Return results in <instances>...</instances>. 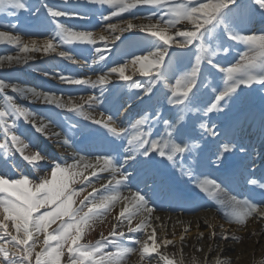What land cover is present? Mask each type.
<instances>
[{
  "label": "snow or ice",
  "instance_id": "obj_1",
  "mask_svg": "<svg viewBox=\"0 0 264 264\" xmlns=\"http://www.w3.org/2000/svg\"><path fill=\"white\" fill-rule=\"evenodd\" d=\"M65 2H67V0H65ZM79 2L85 6V10L81 12H69L67 9L54 8L50 6L46 0H41L40 7L47 9L48 14L52 18L51 23L55 24L56 29L54 34H52L49 39L43 42L42 48L38 46L37 41L35 40H30L29 42L24 43L19 35H11L9 31H0V44L14 45L19 50L16 55H5L0 57V67H3L5 62H7L8 65L27 63L29 59L34 58L29 55L30 53L41 51L47 53L50 50L54 51L55 48L59 47L58 44L53 43V41H55L57 38H59L60 44L81 43L95 45L97 41L93 38L92 31L73 30L71 27H65L62 22L57 20L59 17L71 18L73 16L84 19L89 15V11L95 5H109L113 9L118 8L119 12L113 11V15H119L120 12L136 8L138 5L167 9V12L170 15L175 16L176 19L167 20L166 27H171L175 23H179L182 20H188L194 24V30L192 31L176 32V36L181 38L179 45L183 47L193 44L197 40H199L201 45H203L204 32L200 30L205 28L206 25H212L214 28L215 25L213 24V21L217 19L215 14L219 13L221 9L228 8L230 3H236V0H214V2L211 3H201L198 7H185L183 5L179 7H170L169 0H79ZM255 3L259 4L261 8H264V0H255ZM40 7L33 9L28 0H0V10H12L8 12L9 16H16V10H23L30 15L33 13L37 14V18L35 20L23 25L25 29H33L43 26V22L38 16ZM200 14H202L203 17L202 20L200 19ZM102 18L105 21L111 19V17L107 15H103ZM136 18L140 19L141 17L137 16ZM161 20H163V17H161ZM217 22L223 23V20L219 19ZM126 23L127 27L120 29L121 32L131 31L133 29L139 32H147L152 37H158L159 40L163 41L164 44H169L171 40L174 39V37L167 35L164 30H161L159 23L150 22L147 24H134L131 20H128ZM9 28L16 29L18 31L20 30L16 23H11ZM108 28L115 31L117 25L109 24ZM226 30H228L227 26ZM228 31L229 39L247 44L249 46V50L243 54V63L237 64L235 67L220 69L221 72L227 73V80L231 83L229 84V87L219 96V100H223L224 97L229 96L230 93H235L236 89L240 88L241 85L250 86L253 82H258L264 85V76L258 77L256 75H251L253 70L264 68V35L243 36L232 33L230 30ZM101 39L107 40L108 38L101 37ZM111 39L113 41L119 40L120 36L114 35L111 37ZM94 51L96 54H98V57L93 59L92 63L99 64L100 62L106 60V57L103 53L105 51H110V49H108L107 45L105 44L103 48L97 47L94 49ZM167 54V49L155 53L153 54L155 57L154 61H149V63H154L156 66H159L164 62V58ZM59 55L72 61L73 63H77V61L68 51H61ZM137 61H148V57H137ZM208 62L212 64L211 56L209 57ZM196 63L197 65L200 64L199 57H197ZM215 66L216 65L213 64V67ZM111 71L118 72L123 80L127 81L130 79V77L124 75L123 68L113 67ZM142 74L148 76L150 73L146 70H142ZM44 75L47 76L48 73H44ZM194 75L195 72H193V76ZM58 78L61 82L70 85H84L87 83H92L91 81L70 78L62 74H60ZM159 79L160 77L158 76L156 81H150V86L146 88L145 91L151 92L152 87L155 86V83L159 82ZM107 82V77L102 75L97 81L93 83V86L96 84L102 85ZM194 86L195 80H191L186 91L179 93V90H177L180 98L174 101V103L184 105L185 108L190 107L192 109H197L202 114L210 112L212 109H216V104H212L211 108L206 107V102L204 101L200 88H196V91L192 92V87ZM132 87L139 89L141 88V84L134 83ZM7 89H11L13 93H18L25 99L42 101L45 104L54 105L55 107L61 109L67 108L69 111L78 112L81 115L84 114L85 104H87L89 107H92L94 101L100 102L95 96H88L86 98L84 96H80L79 99L81 103L74 104L71 101V97L67 102H65L62 96H59L55 93L37 91L35 88L21 87L19 84L0 80V93L4 94L3 98L6 101L7 106L11 109L10 112L6 110H0V123L4 124L5 135L12 131V129L9 128L6 123V117L15 115L17 118L23 117L25 120L34 119L33 113L29 112L23 107L18 106L15 103L13 97L6 94ZM189 92H192L190 98L188 95ZM149 99H151V97H149ZM229 99L231 100L232 98L229 97ZM148 111L149 109H145L144 113H147ZM161 111L162 110L160 108L155 110L154 114L157 116V121L164 125L169 137V141H174L171 143L170 151L167 154L164 148L158 147L159 142H155L147 138H141L134 147H130L127 150L131 163L124 161V163H128V166L123 169L119 167L121 164V158L119 155L101 148L95 163L84 162V157H79L78 163H74L72 165L66 164L63 168L60 164L55 165L56 170L52 172L51 182L45 178L42 183L37 185L34 191L26 187V185L29 183L28 180H14L12 183H9L8 179L0 178V193L8 194L4 198H0V218H2L3 221L0 222V233L11 237L9 244L0 242V264H5V262L6 264H32L33 251L36 247V244H30L29 241L33 240L35 234L46 233L48 226L55 220L72 215L71 205L73 201L71 199V194L65 196L64 193L68 188L70 171L72 176L83 174V171H73L78 169L81 163L83 164V170H87L89 168L92 169L91 176H97V169H99L100 172H110L111 178L108 179L105 188L110 193L115 194L103 195L101 198H97L94 195L96 191L94 184L88 180V177H84L86 186L83 190L86 191L87 188L93 189V191L89 192L88 196H85L84 198L85 200H88V203L91 206L88 207V211L84 214V218L79 223H69L63 226L62 230L57 232L56 235L49 234L47 236L44 244L49 245V241H57L58 247L53 248L52 253H48L47 249H45V251L42 253H36L35 264H59L61 247L64 244H68L69 242H71V245L75 246L68 248L69 264H86V262L95 255V252H99L101 248L99 245H97L95 251H92L77 244L78 240L80 239L79 233L81 232L82 226L92 218L90 214L104 216L111 211L112 207L116 203H122L124 205L120 210L117 220L120 223H123L124 221L127 222L128 232L144 231L146 228L151 227L150 219L155 211V207L150 206L149 200L146 199L144 195H141L139 190L136 192H129L128 195L122 196L119 194L118 189L121 185H123V187H128V185L124 184L123 182L130 181L132 177V172L129 171L130 167L135 166L144 174L151 172V170L147 167L153 157V155L150 154V150L152 153L158 151L161 157L166 156V159L168 161H173V163H175L174 157L176 154H183L186 151L189 152V155L192 154L190 149L181 146L186 145L190 140L191 129L186 123H182L184 117L178 115L179 110H172V115L168 117L161 115ZM142 115L143 118L136 120V124H144L147 121L148 116L145 114ZM85 119H90V117L85 116ZM109 120H111V117H109ZM92 123L101 124L103 122L102 120L92 119ZM201 126L203 127V125ZM104 127L107 128L108 125L104 124ZM44 128L45 126L41 125L40 127L36 128V131L43 132ZM109 131L115 134L116 128H110ZM11 142L14 144H22V142L19 140V137L15 134L11 136ZM96 143L97 142H94L93 144L95 145ZM128 143L129 145H132L133 140H128ZM230 143V141L222 142V147L216 152L217 160L222 161L223 156L221 153H227L230 151ZM7 147V144L0 143V149ZM27 147L28 145L24 144L19 149L22 154ZM165 147H168V142H165ZM145 157L147 158L145 159ZM24 158L31 162L32 160H39L42 157L37 153L33 156L25 155ZM2 175L3 174H0V176ZM117 175H119V179H117ZM200 175H204V173H200ZM206 183H213L215 187L220 190V185L215 184L214 181H206ZM252 183L255 184L256 181L253 180ZM109 185L112 187L109 188ZM206 190L207 189H205V191ZM13 196L15 199L10 198ZM89 196L92 197L91 200H89ZM220 202L222 204L236 203L227 199H222ZM45 205H54L55 208L54 210L42 213L38 216H33V212L38 211ZM249 211L259 212V214L264 215V208L257 209L253 206ZM138 214H143L144 220L137 227H132V220ZM234 215H236L239 219L241 214L234 212ZM72 218L75 219V215H72ZM121 218L123 219L121 220ZM155 219H159V217H155ZM7 221H11L13 223L15 234L8 230ZM112 235L124 237L125 233L123 231L117 233L114 227L112 230ZM212 236H215L214 232L212 233ZM2 238L3 237L0 236V240H2ZM102 239L104 238L102 237ZM183 239L184 237L182 236L181 240L183 241ZM222 239L227 240L228 237L223 236ZM148 240H151L152 244H149L147 242ZM135 243L140 245L139 249L128 247L126 251L129 253L139 251L142 258L146 253L156 252L158 249L156 247L155 229H153L151 233L147 234V239L145 241L136 240ZM162 243L167 246L172 245L173 241L171 239H164ZM74 257H78L79 259H74ZM163 259L167 262V264H172V261L168 260L166 256L163 257ZM92 264H99V262L92 261ZM216 264H221V262L217 260Z\"/></svg>",
  "mask_w": 264,
  "mask_h": 264
},
{
  "label": "bare ground",
  "instance_id": "obj_2",
  "mask_svg": "<svg viewBox=\"0 0 264 264\" xmlns=\"http://www.w3.org/2000/svg\"><path fill=\"white\" fill-rule=\"evenodd\" d=\"M128 20H131L134 24H147L150 22L157 23L155 21H144L141 18L127 19L124 20L122 23L115 24L117 25V28L115 31H113L108 28L109 24L102 25V23L100 22L97 28H95L93 32L94 38L97 41L96 42L97 45L95 48L97 47L103 48L105 44L107 45L110 51H105L103 53L106 57V60L100 62L99 64H93L92 63L93 59L98 57V54H96L94 50L93 53L91 54H89V50L88 52L87 50L85 51V54L87 55V59L76 56L79 54V51L77 50H70V51L68 50V52L73 56V58L77 61V63H73L72 61L69 60L67 63H65L66 67L63 65H59V68H61L62 66L61 68L63 73V74L61 73L62 75L84 81H91L92 83L78 85L76 87H72L73 85L70 84H65L64 87H56V86H52V84L50 83H47L46 86L49 89H52L56 92H60L63 94L72 93L73 97H71V101L74 104L81 103L79 99L80 96H84L85 98L88 96L96 97L95 92L100 94L99 95L101 96L100 98L107 96L108 101L106 102V104L109 107H111L114 103H118L119 100L121 101L122 98L123 104L126 105L123 106L125 109L122 110V113L120 112V117L122 119H124V116L126 118H130L131 117L130 115H124L127 111H129V113L132 115L135 114L138 115L135 117L134 120H131L133 122L132 138L133 140H135V138L137 139V137H139L140 135L138 131L139 125L136 124V120L143 118V115L142 116L139 115L140 113L145 115H150L155 110L154 108L157 106L161 109H165L166 111L164 117H168L172 115V110H174V108L167 106L166 103H163L161 105L155 104L156 101L163 100V98H165V95L163 96L164 93L161 91V87L159 90V86L157 83H155V86L152 87V93H150L151 95L150 94L147 95L146 93L144 96L139 95L141 92H137L134 89V87H132V85L134 84L135 75L138 74L139 77H146L145 75L142 74V70L148 71L150 73L149 75H151L153 74L152 72L158 71L159 69L158 71L160 72L159 77H162L167 82H169L175 70H177L180 65H184L189 60L188 51L191 49L190 46L193 45V44L186 45L185 49L182 47L178 48L176 46H173V43L179 45V41L181 39L180 37L176 36V32L192 31L194 30V28L189 26H184L173 30H167L166 28L160 26L161 30H164L167 35L174 37V39L171 40L169 44H164L163 41H160L158 37H152L147 32H139L135 29L131 31L121 32L120 29H124L127 27L126 22ZM52 34L53 33L47 35V37H42V38H25V37H21L20 35L19 36L21 37L24 43H27L30 40H35L37 41L38 46L42 48L43 42L49 39V37ZM114 35L120 36V39L113 41L111 37ZM101 37H107L108 39L103 40L101 39ZM146 42H151V43H146ZM53 43L58 44L56 40L53 41ZM159 43H162L164 44V46H166L163 48L168 49L167 50L168 54L165 56L164 62L159 66H156L154 63H149V61H154L155 59V58L153 59V57L151 56L149 49L152 47V45L157 46ZM147 47L150 48L146 49ZM117 49H120L121 51L128 50L130 51L129 54L131 55L134 52L138 54L142 53L140 55L143 57H148V61H137V57H135L131 59L128 64L122 65L120 63V60L118 59L115 60V58L114 59L111 58L114 55L118 56L119 51L117 52ZM143 49L146 50L144 51ZM178 49H180V51ZM61 51L64 50H60V47H57L55 48L54 51L50 50L47 53L41 51V52L30 53L29 55H31L32 57H40L41 55L44 54L52 55L43 62V64L46 63L49 64V67H47V69L41 65L43 69L48 70L49 68H53L51 66L52 64L54 63L58 64L60 61L65 60L64 57L59 55ZM16 53L13 55H16ZM178 53H180V55ZM118 57H122V55ZM176 60L177 62H175ZM110 61L112 62V66H109L110 68H108L106 65L107 62ZM24 64L26 63L19 65L16 64L8 65L7 62H5L3 67H18V66L23 67L25 66ZM113 67L123 68L124 75L130 77V79L127 81L123 80L118 72L111 71ZM77 74L79 76L75 77ZM56 75H60V74H56ZM102 75L107 77L108 82L102 85L96 84L93 87V90H91L90 93L86 94L84 89L93 86V83L97 81L98 78ZM147 81L148 79L146 80V82ZM40 86L44 87L43 85ZM165 86H167V84H165ZM118 94H121L120 99L119 96H117ZM149 97H151V99H149ZM69 98L70 97H66V99L63 100L67 102ZM259 100H261V102L264 101V99L262 98ZM259 100L253 101L251 107L244 110L242 113L236 112V110H232L231 114L234 115L231 117H227L226 121L222 124V132H225V134L228 135L233 142L230 143L229 145L230 150L235 149V146L238 143V141L243 142V140H247L248 137L252 139L254 134L250 135L251 130H255L254 132L264 133V117L262 115L263 114L262 111H264V107L260 109L263 102L260 103ZM48 109H50V107ZM51 109L55 114H53L52 116L48 115V118L52 119L56 123H59L61 127L65 128L67 133H69V130L72 128L70 122L66 121V119L67 118L70 119V117L74 114L84 119L85 116L90 117V119H86V120L92 121V119H97V120H102V122H104L109 126L111 125L110 124L111 122L106 118L107 116L104 115L101 111V109H103L102 102L100 103L94 101L92 107H89L87 104H85L83 115H81L78 112L69 111L67 108L61 109L54 106V108ZM145 109H149V111L147 113H144ZM175 110H179L178 111L179 116L184 115L185 110L182 105L180 108H176ZM40 111L43 113H49L47 112L46 108L45 109L43 108ZM65 116L67 117L65 118ZM147 120L152 121L150 124H152L155 128H158L157 119L151 120L148 116ZM189 121H192V118H187L186 115L184 116V120L182 121V123L188 124ZM41 125L45 126V128L43 132H38L39 133L38 137L34 135L33 136L30 135L31 137L27 138L29 137V135H24L23 136L24 141L20 140L22 144L13 143L12 144L13 149L11 148L6 155L0 154V171H3L4 173H11L12 170H14V172H16L17 174L27 173L28 175L36 177L41 174V171L39 169L42 167H38V166H44L49 164L50 162H53L52 159L55 160L57 158V152L59 154L58 158L64 161L65 165L66 164L72 165L74 163H78V158L83 157L84 155L87 154V153L76 154L75 149L72 146H70V149L74 153V156L72 158H69L68 153L63 149L66 143L69 144L66 134L62 130H61L62 132L60 130L56 131L55 127L52 128L51 125L48 124L40 123L37 125V127H40ZM14 126L15 127L12 128L14 130L19 131V129H17L19 125H17L16 121H14ZM56 127L58 126L56 125ZM246 128L251 130L248 131ZM162 130L164 133L167 134L164 126ZM53 132H55V134L57 133L59 136L61 135V139L58 140L59 142L54 143V140L49 138V135H52ZM218 133H219V129L216 130L215 134L217 135ZM24 144L28 145V147L24 150L22 154L19 149ZM263 145H264V139L261 143V146ZM208 146H210L208 142H205L203 144V148H207ZM216 146L217 145H213L212 149L216 150ZM219 147L221 148L222 145L219 144ZM37 153L42 157L39 160H32L30 162V161H26L24 158L25 155L33 156ZM2 158L4 161H2ZM96 159H97L96 157H91V158L84 157V162L95 163ZM73 171L76 172L83 171V174L72 176L70 171L69 175L72 183H78L81 181L84 184H86L84 182V177H88V180L95 186L96 191L94 195L97 198H101L103 195L115 194V193H110L105 188L108 179L111 178L110 172L107 171L100 172L99 169H97V176H91L92 169L89 168L87 170H83L82 163L79 165L78 169ZM51 177L52 176H49L48 174L47 180L49 181ZM117 179H119V175H117ZM108 187L111 188L112 186L109 185ZM92 191H93L92 188H87L86 191L81 190L74 193H70L71 199L73 201L71 205V213L72 215H75V219L72 218V215L57 219L48 226L46 233H39V234H44V237L41 238L39 234L34 235L33 240L29 241L30 244L31 243L36 244V247L33 251V260L35 258L36 253H40L42 251L44 252L45 249H48L49 247H53L54 245H58L57 241H49V245L44 244V241L45 239H47V236L49 234L56 235L57 232L62 230L63 226L69 223H78L80 220L84 218V214L88 211V207L91 206L88 203V200H85L84 198L85 196H88L89 192ZM118 191L119 194L122 196H126L129 194V192H132L130 190L124 189L123 185L119 187ZM70 194H67L65 196H68ZM88 198L89 200L92 199L91 196H89ZM123 206L124 205L122 203L114 204L111 211L104 216L90 214L92 218L89 219L88 222L82 226L81 232L79 233L80 235L79 240H81L82 238L85 239V237L88 235L86 233H89L92 235L91 239H94L95 241V243L92 244L95 247L96 242L99 241L102 237L104 238L105 236L110 234L113 228L115 227L117 231H123L125 233L124 237L128 238L127 239L128 247H134L136 249H139L140 245L135 243V241L136 240L145 241L147 239V234L151 233L152 230L155 229L156 247L158 249L156 252L146 253L143 258L141 257L139 251L132 252L130 253L131 256L127 260V262H119V264H167V262L163 259V257L165 256L168 258V260L172 261V264H211V263L216 264L217 260H219L221 264H264V215L257 213L254 215V217L243 219L242 220L243 224L241 225L240 224L231 225L220 221L212 211L202 212L194 217H187V218H182L181 216L177 217L175 215H169L167 213H153L150 219L151 227L146 228L144 231L128 232L127 222L124 221L123 223H120L117 220V217L119 216L120 210ZM236 211L238 213H242V211L238 208L236 209ZM155 217H159V219H155ZM122 219L123 218H121V220ZM143 220H144V215L138 214L132 220V227H137ZM0 222H3L2 218H0ZM7 224H8V230L13 232V234H15L13 223L11 221H7ZM213 232L215 233L214 237L212 236ZM100 233H102V235H100ZM0 236L3 237L2 240H0V242L9 244L11 237L4 235L3 233H0ZM182 236L184 237L183 241L181 240ZM223 236H227L228 239L227 240L222 239ZM164 239H171L173 241V244L165 246L162 243ZM147 242L149 244H152L151 240H148ZM69 247H72L71 242H69L68 244H64L61 247L62 252L64 251L67 252L68 259H63V257L61 256L64 253H61L59 257V264H69V252H68ZM49 253H52V251L50 250ZM107 255L111 256L113 254H107ZM113 257L116 259L118 258L117 256H112V258ZM209 259H211L212 262H210ZM33 260H32V264H35Z\"/></svg>",
  "mask_w": 264,
  "mask_h": 264
},
{
  "label": "rangeland",
  "instance_id": "obj_3",
  "mask_svg": "<svg viewBox=\"0 0 264 264\" xmlns=\"http://www.w3.org/2000/svg\"><path fill=\"white\" fill-rule=\"evenodd\" d=\"M28 2L33 9L40 7L41 4V0H28ZM46 2L54 8L67 9L69 12H81L85 10L84 9L85 6H83L79 2V0H67V2H65V0H46ZM211 2H214V0H169V6L179 7L183 5L185 7H191V6L198 7L201 3H211ZM9 11L12 10L11 9L0 10V31H9L11 35H20L21 37H25V38L47 37V35H50L51 33L54 34V32L56 31L55 24L51 23L52 18L48 14L47 9L43 7H40V11L38 13L39 19L42 18L41 21L43 22V26L33 29H25L23 25L30 21L35 20L37 18V14L33 13L30 15L29 13L23 10H16L17 15L13 17L8 15ZM113 11L119 12V9L118 8L113 9L109 5H103V6L95 5L89 11V15L84 19H80L73 16L71 18L59 17L57 18V20L59 22H62L65 27H71L73 30H90L92 32H94L95 28H97L96 24H99V22H101L102 25L119 24L127 19H137L136 18L137 16L141 17V19L144 21H155L159 23L160 26L166 28L167 30H173L184 26H189L194 28V24L188 20H182L179 23H175L171 27H166L167 20L176 19L175 16L170 15L167 12V9L138 5L136 8H132L127 11L120 12L119 15H113ZM103 15H107L111 17V19L105 21L102 18ZM215 15L217 18L216 20L213 21L215 27L213 28L212 25H206L205 28L200 30L204 32L203 45H201V42L199 40L195 41L193 45L190 46L191 49L188 51L189 60L184 65H180L179 68L175 70L169 82H167L164 78L160 77L159 82L157 83L159 86V90L161 87V91L164 93L163 96L165 95L163 102L165 101L170 102L169 106L171 108L181 107V105L174 103V101L180 98L177 90H179V93L186 91L187 86L189 85V82L191 80H195V86L192 87V92H195L196 88H200L201 94L203 98L206 100V103L210 104L208 107L211 108L212 104H216L217 107H222V108L225 107L227 111H230V114L232 113L231 112L232 110H236L237 112L239 111L242 113L244 110L251 107L253 101H258L261 98L264 99V85L258 82H253L250 86L241 85L240 88L236 89L235 93H230L229 96L224 97L223 100L218 99L219 96L229 87V84L231 83L227 80V73L221 72L220 69L235 67L237 64L243 63L244 62L243 54L249 50V46L247 44L229 39L228 30H230L232 33L243 36L264 35V24H259V22L264 23V8H261L259 4L255 3V0H236V3L234 4L230 3L228 5V8L221 9L220 12L216 13ZM161 17H163V20H161ZM237 17L239 19L235 21V18ZM244 17H247V19H245ZM202 18H203L202 14H200V19L202 20ZM219 19L223 20V23L217 22ZM44 20H47L49 24H45ZM11 23H16L19 26L20 30L18 31L16 29H10L9 25ZM226 26L228 30H226ZM45 29H49L50 32L46 35L40 33ZM93 38H94V33H93ZM56 41L59 44L60 50L79 51V54L76 55L78 57L83 56L84 49H89L90 54L93 53V50L97 45V43L95 45L81 44V43L60 44L59 38H57ZM173 46H176L178 48L181 47L180 45L174 43ZM163 47L166 46H164V44L162 43H159L157 46L152 45L151 48L147 47L146 49L150 48L149 51L154 59L155 57L153 54L163 51L165 49ZM182 48L185 49L186 47L183 46ZM146 49L143 50L145 51ZM178 50L180 51V49ZM17 51L18 49L14 45L0 44V57H3L5 55H13ZM117 52H118V56L122 55V57H118L115 55H114L115 57L114 56L112 57L118 58L122 65L128 64L131 59L141 56L140 54H142V53L138 54L134 52L131 55L129 54L130 51L128 50L121 51L120 49H117ZM178 54L180 55V53ZM50 56L52 55L44 54L41 55L40 57H34L33 59H29L27 63L24 64L25 65L23 66L24 68L22 66L0 67V80H3L5 82L16 83L19 84L21 87L35 88L37 91L55 93L59 96H62L63 99H66V97H73L72 93L63 94L60 92H56L52 89H49L46 86L47 83H50L52 84V86H56V87L65 86V83L61 82L58 78L59 75L56 74L62 73V69H61L62 66L61 68H59V65L64 66L66 65L65 63L69 61L68 59L64 58L65 60L60 61L58 64L51 63L52 64L51 66L53 68H49L48 70H45L41 67V65L47 69V67H49V64L48 63L43 64V62ZM210 56L212 59V64L208 62ZM197 57L200 58L199 65H197L196 63ZM175 62H177V60ZM213 64H215L216 66L213 67ZM158 71H154L152 72L153 74L148 75L146 77H139L138 74L135 75L134 83L141 84V88L139 89L134 87V89L137 92H141L139 95L144 96L145 93L147 95L152 93V91L146 92L145 89L149 87L150 81H156L157 77L160 76V72ZM193 72H195L194 76H193ZM44 73H48V75L46 76L44 75ZM263 73H264V68L255 69L253 70L251 75L253 76L256 75L258 77H261L264 76ZM78 76L79 75L77 74L75 77ZM144 79L146 80L148 79V81L146 82V80ZM165 84H167V86H165ZM40 85H43L44 87ZM76 86L78 85H73L72 87H76ZM93 87L94 86L88 87V89H91ZM192 92L188 93L189 98L191 97ZM6 94L12 96L15 103L18 106L23 107L27 109L29 112L33 113L34 119L25 120L23 117L17 118V116L15 115H10L6 117L5 118L6 123L8 127L12 129V131L9 132L7 135H5L4 124L0 123V143H5L8 145L7 148L0 149V154L6 155L11 148L13 149L12 146L13 143L11 142V136L13 134L17 135L19 137V140L21 141L22 140L24 141L23 139L24 135H29V137L27 138H30L33 135L38 137L39 133L36 131V128L37 125L40 123L51 125L52 128L55 127L56 131H59V129L56 127V124H54L52 119L48 118V115L52 116L53 114H55L51 109L54 108V105L45 104L42 101L25 99L24 97L20 96L18 93H13L11 89H7ZM3 97L4 94L0 93V110H6L10 112L11 109L7 106L6 101L4 100ZM229 97H231L232 99L230 100ZM259 102L262 103L264 101L261 102V100H259ZM157 103L155 102V104ZM182 106L184 107V110H191L194 111V114H199V112L195 109H192L190 107L185 108L184 105ZM49 107L50 109H48ZM43 108L44 109L46 108L47 112L49 113L41 112L40 110H42ZM157 108L158 107H155L154 109L156 110ZM155 110L153 111V113H155ZM14 121H16L17 125H19L17 129H19L21 133L12 128L15 127ZM49 138L53 139L54 143H56L59 142L58 141L59 139H61V135L59 136L57 133L55 134V132H53L52 135H49ZM63 149L68 153L69 158H72L74 156V153L71 151L70 146L67 143L64 145ZM58 155L59 154L57 152V156ZM2 161H4L3 158ZM52 161L53 162H50L47 165L38 166V167H42L40 169L38 168L41 171V174L36 177L28 175L27 173L17 174L16 172H12L11 174H9V173L0 172V174H3L2 176H0V178L8 179L9 183H12L14 180H28L29 183L26 185V187L34 191L37 185L43 182L44 178L47 179L48 174L49 176H52V172L56 170L55 165L60 164L62 168L65 167V162L59 158H56L55 160L52 159ZM51 180L52 177L50 178L49 182H51ZM85 186L86 184H84L81 181L78 183H72V181L69 180L68 188L66 189L64 195L81 191L85 188ZM7 195H8L7 193H0V198H4ZM10 198L15 199L14 196ZM54 208H55L54 205H45L44 207H41L38 211L33 212V216H38L42 213L54 210ZM116 232L119 233L120 231L116 230ZM86 234L88 235L85 237V239L82 238L81 240H78L77 244L79 246H82L83 248L86 249H90L92 251H95L97 244H99L101 248L99 252H95V255L92 256L90 260L86 262V264H92V261H97L99 262V264H119V262H127V260L130 258L131 256L130 253L126 251L128 247L127 237H120L119 235L113 236L111 232L110 234L105 236L104 239L101 238L102 240L100 239L99 241H97L94 247V245L92 244H94L95 241L94 239H91L92 235L89 233ZM39 235L41 236V238L44 237V234H39ZM100 235H102V233H100ZM56 247H58V245L49 247L50 249L48 248L47 250L49 251L47 252L49 253L50 250L52 251L53 248ZM72 247L75 246L72 245ZM61 253H64L61 256L63 257V259H68L67 252L61 251ZM107 254H113V255L109 256ZM112 256H117L118 258L117 259L114 257L112 258ZM74 259L78 260L79 258L74 257ZM33 261L35 262V258ZM209 261L212 262L211 259H209Z\"/></svg>",
  "mask_w": 264,
  "mask_h": 264
}]
</instances>
